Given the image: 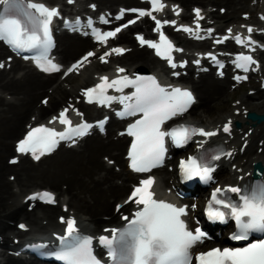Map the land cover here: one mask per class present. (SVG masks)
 Wrapping results in <instances>:
<instances>
[{"label":"bare ground","instance_id":"1","mask_svg":"<svg viewBox=\"0 0 264 264\" xmlns=\"http://www.w3.org/2000/svg\"><path fill=\"white\" fill-rule=\"evenodd\" d=\"M48 1L60 5L61 10L66 12L91 13L89 15L92 17V13H98L99 16L112 14V19L116 18L124 8H130L136 4L147 6L145 0H73L71 3L69 0ZM166 1V5L169 4L168 0ZM170 1L179 4L185 10L183 19L179 20L178 16L175 15L173 20L176 21V24L164 25L162 31L170 35L184 49L181 54V61L174 60L177 65L175 69L179 71L186 69L185 76H182L179 81L186 84L198 99L197 104L190 109L191 112L196 106V113L189 112L185 117L203 125L205 131L212 132L213 130L215 132L216 126H219L220 123L224 125V122L235 119L243 120L244 110L264 113V88L256 86L257 89L254 92L243 94L234 102H229L233 95L230 87L234 83L230 77L228 75L223 78L217 77L214 68H210L208 72L200 71L191 62L193 58L196 59L201 56V54L193 53L197 48L209 47L207 41L195 40L176 29L182 22L188 20L186 19L188 15L194 16L191 11L195 6L211 5L217 7L202 12L205 15L201 13L203 19L198 21L199 26L202 25L201 29H205L206 34H208V28L214 24H219L220 20L224 21L223 24L235 23V20H230V18L235 14L241 15L238 13L240 7L246 8L248 6L252 9L250 14L254 15L255 11L261 16L264 14V4L261 5L259 0ZM221 7L225 8L223 13L220 12ZM136 15V13L126 11L123 18L113 26L119 27L129 17L136 19ZM153 15L161 21L167 20L164 19V12H153ZM252 16L250 23L264 24L262 19L252 18ZM104 26L110 27L111 24ZM187 26L193 30L197 28V25L190 24ZM221 26L217 27V31L223 30ZM155 27L156 24L150 17H143L137 20L135 24L124 28L115 38L109 39L107 44L95 43L91 37L64 32L58 36L57 45V53L63 63H68L77 57L83 58L89 52L96 54L89 57L88 62H91L89 66H87L88 62L84 63L83 67L87 66L85 70L80 67L74 71V74L66 77L67 79H62L60 76L62 73L43 76V74L35 71L31 65L21 75H16L17 70L23 67L21 61H16L10 70L0 69V236L2 237L0 238V247L3 250L10 244L11 235L14 234V237L23 236V232L18 230L16 225L9 223L17 217L22 218L20 221H25L32 227L30 232H25V234L32 236L59 226L55 215L59 212L63 214L62 206L59 210V206L38 205L30 212L19 200L21 192H24L25 189L29 190L31 187L37 188L35 185L37 183L45 184L44 188L55 191L58 196L67 194L68 200L65 203L69 204L70 209H74V215L78 217L85 229L98 232L105 226L121 223L119 215L121 211L116 212L114 210L115 203L119 196L131 186V183L138 180V177L126 167L123 148L128 139L125 136L110 138L111 132L116 130L118 123L116 120H111L106 136L95 134L85 139L78 147H61V150L57 151L58 153L55 152L38 163L34 162L28 155H23L18 162L11 163L9 159L13 156L14 150L12 141L23 134L22 132L26 130V124L30 126V124L48 120L49 114L59 107L73 104L80 110H92L94 105L84 103L80 91L81 88L94 83L98 76H112L118 72L119 68L126 70L124 71L126 73L136 71L137 68L141 67L153 71H157L160 67V72L167 70V68H173L169 63L167 67L154 54L153 49L147 45L142 46L137 39L138 34H133L135 30L142 31L144 33H139V35H142L146 40H151L159 35L158 32L154 31ZM110 41L111 43H109ZM225 45L231 47L232 42L227 41ZM2 46L0 43V48ZM117 46L126 51L122 54L113 53L106 58V63L101 62L99 57ZM262 56L261 53V60ZM208 58L203 57V62H207ZM115 65L119 67H115ZM139 65L141 67H138ZM258 71L260 72V67ZM261 71L264 75V65ZM47 91L49 94H44ZM42 94L43 96H41ZM77 96L80 101H77ZM43 99H47L48 103L43 104L41 102ZM72 108L70 107V109ZM240 108L242 111L237 114L236 111ZM198 111L202 113L197 114ZM256 126L250 136V142L242 153H240V147L244 131L241 129H236L232 139L225 138L223 133L218 132L206 139L207 143L221 142L225 144L228 150L232 151L231 154L235 155L231 162L226 159V156L220 162V167L223 166L221 168L225 173L230 172L235 181L241 178L246 181L250 178L247 173L248 170H252L254 161H260L264 166V123ZM244 127L246 132L248 127L243 126L242 129ZM260 141H262L261 144ZM232 164L237 165L235 171L230 168ZM116 165H121L122 169L116 170ZM157 173L160 177L165 174L171 177L168 167L158 170ZM221 173L219 178L222 181L224 180L222 178L224 173L222 171ZM9 174L15 175V178L11 180ZM222 183L226 184L227 180ZM161 184L160 181V186H162ZM122 210L128 211V206L123 207ZM44 220H46L45 223ZM34 227L38 229L35 230ZM11 243H14L13 240ZM7 258L5 263L0 264L22 263L20 259H13L11 256Z\"/></svg>","mask_w":264,"mask_h":264},{"label":"snow or ice","instance_id":"2","mask_svg":"<svg viewBox=\"0 0 264 264\" xmlns=\"http://www.w3.org/2000/svg\"><path fill=\"white\" fill-rule=\"evenodd\" d=\"M73 2V0H69ZM150 9H128L121 10L116 19L123 18L125 11L136 13V19L116 27L114 30L101 32L93 29L92 35L102 43L107 44L109 38H115L122 29L143 17H150L156 24L154 31L160 34L159 41L146 40L142 35L137 36L140 44L147 45L156 50V54L166 59L171 67L175 68L172 52L182 51L176 48L171 40L164 34V25H175L176 21L159 20L153 12H160L165 5L161 0H149ZM0 39L5 40L14 49L36 50L39 54L34 57L38 67L45 72L60 71V66L53 63L48 57V52L52 47L50 25L54 17L59 15L57 8H49L43 3L35 0H0ZM174 11L179 15L178 6H174ZM223 11V9L221 10ZM197 17V28L193 30L186 25H180L177 30H183L196 38L202 39L199 35L200 19H203L200 9H194ZM103 19V18H102ZM104 23H108L104 20ZM212 29H208L210 35ZM249 33L253 31L251 27L247 29ZM231 34V29H229ZM225 36L216 40L222 43L228 39ZM237 43L242 45L255 44V41L248 37V44L239 35L235 36ZM125 49L112 48L99 57L101 62H107L106 58L113 54H122ZM94 52H89L67 69L65 75L89 61V57L95 56ZM211 56V54H209ZM27 58V57H25ZM212 59H215L213 56ZM199 63V61H196ZM256 64L251 55L239 54L236 66L247 72L251 65ZM182 66V65H181ZM4 67L0 63V68ZM119 68L118 72H124ZM178 75V73H174ZM237 81L247 79V77L236 76ZM133 86L135 91L129 96H109L108 89H116L122 92L124 88ZM84 95L88 102L99 104H110L118 100L124 105L121 116H135L140 114V118L135 123L129 125L127 134L132 136L133 142L129 150L130 166L136 172H149L151 169L161 165L164 161L165 137H170L177 146L183 145L197 133L203 136H213L215 132L205 131L203 128H196L190 125H181L170 131H164L162 126L166 121L182 115L195 102L192 92L188 89L178 87H164L154 76H137L134 79L128 76H121L110 80L107 76L100 77V83L93 88L85 90ZM43 103L47 104V100ZM68 109H64L58 117H53V121L66 125L64 132H58L55 128L39 125L31 128L25 137L17 144V152L30 153L35 160H39L47 153H51L61 140L72 139L76 136H83L91 127L88 124L72 127V122L67 116ZM101 126L103 122H100ZM223 130L229 131V125H225ZM73 142H75L73 140ZM219 159V157H215ZM13 159L11 163H16ZM181 170L186 178L201 177L209 179L212 169L199 164L195 159L181 162ZM154 178L142 180L131 196L130 201L142 207L135 212L134 218L129 219L128 227L120 231L112 229L111 238L101 236L99 242L108 248V255L116 264H192L193 257L191 249L203 242L207 234L200 228L194 231L189 230L182 217L187 215L186 207H178L172 203L155 198L152 191ZM221 189H216L213 193L212 201L209 204L207 215L210 220L224 221L226 216L232 217L237 224L238 232L233 234L231 239L237 241L248 240L253 231L264 232V184L257 186L248 194L240 195L241 204L226 202L218 199L217 193ZM231 192L240 193L239 188H231ZM29 199H40L46 203H55V197L50 192L36 193ZM118 209L121 206H117ZM193 207H195L193 205ZM227 210V211H225ZM63 219V218H62ZM66 235L59 239L62 248L55 255L65 264H100V261L93 255L91 236L79 234L76 228V221L69 218L66 221ZM20 228H25L21 224ZM196 264H264V239L248 243L245 247L238 248H213L207 252L198 253L195 257Z\"/></svg>","mask_w":264,"mask_h":264},{"label":"rangeland","instance_id":"3","mask_svg":"<svg viewBox=\"0 0 264 264\" xmlns=\"http://www.w3.org/2000/svg\"><path fill=\"white\" fill-rule=\"evenodd\" d=\"M218 3V2H217ZM263 3H264V1H263ZM206 6V5H205ZM205 6H203V7H205ZM208 6H210V7H212L211 5H208ZM214 8H217V7H214ZM238 13H245V9L244 8H240L239 10H238ZM238 18V15H233V17L232 18H230V20H236ZM240 22H242V20L241 21H239L238 23H240ZM134 32H136V30L134 31ZM255 81H253V83H254ZM68 85H71V84H68ZM254 88V86L252 85V84H250V83H248V84H244V85H242V86H240V87H238L235 91H232V93H233V95L230 97V101L229 102H234V100H236V99H238L241 95H243V94H247L248 93V91H250V90H252ZM44 94H46V95H48L49 94V92L47 91L46 93H44ZM41 96H43V94L41 95ZM195 111H197L196 110V108H194L193 109V111L192 112H194V113H196ZM202 112L201 111H198V113L197 114H201ZM195 116H196V114H195ZM245 128V127H244ZM245 130V129H244ZM124 150V149H123ZM13 176L15 177V175H10L9 174V177H10V179L11 178H13ZM14 179V178H13ZM12 180V179H11ZM36 183V182H35ZM38 184V185H37ZM37 184H35L36 186H40V187H44V185L45 184H40V183H37ZM63 184V183H62ZM62 186V185H61ZM24 191H26V189L24 190ZM128 191V188L123 192V194L121 195V196H119V198H118V200H120V199H122L123 198V196L126 194V192ZM20 196H22V194H20ZM115 199V198H114ZM18 218V217H17ZM17 218H15V220H14V222L16 221V220H18ZM13 222V223H14ZM10 242H12V236L10 237Z\"/></svg>","mask_w":264,"mask_h":264},{"label":"water","instance_id":"4","mask_svg":"<svg viewBox=\"0 0 264 264\" xmlns=\"http://www.w3.org/2000/svg\"><path fill=\"white\" fill-rule=\"evenodd\" d=\"M249 117H250L252 120L256 121V123H260V122H262V121L264 120V115H260V114H257V113H255V112H251V113L249 114ZM238 125H240V124L238 123ZM259 168H260V166H259ZM260 169H261V168H260ZM258 173H259V172H258ZM255 176H258L257 173H255Z\"/></svg>","mask_w":264,"mask_h":264}]
</instances>
